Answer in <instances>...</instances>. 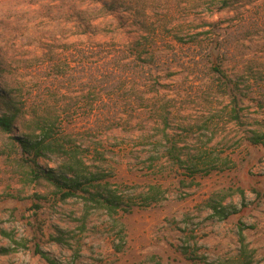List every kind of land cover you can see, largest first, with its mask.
Returning <instances> with one entry per match:
<instances>
[{
  "label": "rangeland",
  "instance_id": "1",
  "mask_svg": "<svg viewBox=\"0 0 264 264\" xmlns=\"http://www.w3.org/2000/svg\"><path fill=\"white\" fill-rule=\"evenodd\" d=\"M0 89V229L26 243L0 264H53L36 243L56 264H264V0H0ZM49 128L39 166L102 173L116 214L36 198L12 137Z\"/></svg>",
  "mask_w": 264,
  "mask_h": 264
},
{
  "label": "trees",
  "instance_id": "2",
  "mask_svg": "<svg viewBox=\"0 0 264 264\" xmlns=\"http://www.w3.org/2000/svg\"><path fill=\"white\" fill-rule=\"evenodd\" d=\"M97 2V0H94ZM226 3V2H224ZM104 7H100L98 10L100 13L94 15V17L101 16L105 14ZM104 10V11H103ZM88 24L85 28L81 29V33H85L88 30ZM0 107L4 108V111L0 114V134L12 133L15 131V123L19 119L18 109L12 102L10 95L4 89H0ZM51 128L43 131V137L40 138H30L26 136H14L17 145L21 148V152L25 157L18 158V164L26 169V174L31 176L32 180H42L45 181L51 188L52 192L50 195L52 197H45L41 195L36 197L38 200H47L52 198L54 201H64L68 198L79 197L81 198L86 207L93 206V208H103L109 215H114L117 213V209L121 204V196L116 193L115 190L103 189V185L97 182V180L103 179L102 173H93L81 169L79 167H74L73 165H65L64 169L61 171H55L53 169H42L37 159L42 155L46 154L48 151L54 150V144L51 141L46 142V138L50 137ZM264 135H257L254 137V141L260 142V138ZM13 143L11 147H13ZM154 190V187H150ZM160 191L155 190L154 194H159ZM147 204L152 201L157 200V197H145ZM34 208H40V203H33ZM215 213L220 215V217L225 218L228 214L224 209H220L216 206H212ZM127 210V209H126ZM129 210V209H128ZM0 233L9 237L11 242L15 244V247L0 248V253H9L16 250V246L26 247L25 240H16L11 234L0 229ZM240 241L244 242V236L241 230L239 231ZM34 252L39 254L41 257L47 259L49 262L56 264V262L50 259L47 253L39 247V244H35ZM246 264V263H244Z\"/></svg>",
  "mask_w": 264,
  "mask_h": 264
}]
</instances>
